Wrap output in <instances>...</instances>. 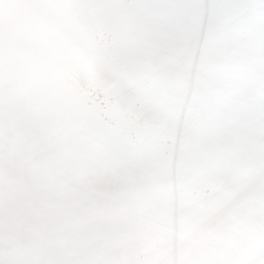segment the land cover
<instances>
[{"label": "snow or ice", "instance_id": "1", "mask_svg": "<svg viewBox=\"0 0 264 264\" xmlns=\"http://www.w3.org/2000/svg\"><path fill=\"white\" fill-rule=\"evenodd\" d=\"M0 264H264V0H0Z\"/></svg>", "mask_w": 264, "mask_h": 264}]
</instances>
